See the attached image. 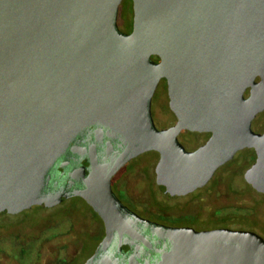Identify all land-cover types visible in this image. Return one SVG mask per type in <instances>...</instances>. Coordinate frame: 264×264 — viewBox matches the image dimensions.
I'll return each mask as SVG.
<instances>
[{"label":"water","instance_id":"1","mask_svg":"<svg viewBox=\"0 0 264 264\" xmlns=\"http://www.w3.org/2000/svg\"><path fill=\"white\" fill-rule=\"evenodd\" d=\"M123 1L0 0V216L65 200L46 191L51 171L91 126L121 140L116 166L158 151L157 184L169 197L204 186L239 150L255 147L245 178L264 193V134L252 128L264 110V0H132L128 33L118 25ZM163 78L178 117L167 129L152 114ZM185 129L212 136L188 151L178 138ZM103 172L71 194L102 217L108 242L119 220ZM161 234L170 249L146 264H264V237L252 230Z\"/></svg>","mask_w":264,"mask_h":264},{"label":"flooded vegetation","instance_id":"2","mask_svg":"<svg viewBox=\"0 0 264 264\" xmlns=\"http://www.w3.org/2000/svg\"><path fill=\"white\" fill-rule=\"evenodd\" d=\"M154 58L159 60L157 57ZM261 81V76H257L256 82ZM249 94L250 89L247 90L246 96ZM152 114L154 121L160 119L169 121V116L170 118L172 116L165 129L178 122L177 115L170 107L168 83L165 78L161 79L153 96ZM252 128L256 133L264 134V110L254 118ZM97 129L98 126H91L75 138L72 146L76 147L77 151L73 152L69 148L59 159L51 171V182L46 190L51 195L69 194L60 204L47 209L59 211L58 217L51 216L48 220L46 225L48 228L68 223V230L61 231L56 237L67 236L71 233H88L82 241L79 242L77 236L76 241L73 242L76 247L74 255L78 251L86 255L82 264L157 262L161 259L162 253L170 249V243L161 234L169 228L189 227L203 231L220 228L252 230L251 225L257 227L258 224L255 221L243 215L228 213L225 206L217 203L216 205L225 209H222L224 211L220 214L211 215L205 210L206 207L212 205L210 195H217L220 199L225 198L223 189L228 183V174H231L228 170V167H231L228 164L231 162L234 163L232 167L236 166L233 169H237V173L241 169L244 170L242 174L244 180L258 192L245 178L246 172L258 160L257 148L246 147L239 150L233 159L216 170L214 176L204 186L185 196L169 197L160 190L157 184L156 167L161 158L158 151H148L157 155L155 177L149 172L153 159L145 162L136 161L144 153L123 165L116 166L125 147L121 146V140L118 137H109L106 128H103L102 133L99 134L96 133ZM211 136V132L185 129L178 138L188 151H196L205 145ZM240 151L242 154L238 157ZM94 162H97V165L94 166ZM113 167L116 169L110 176ZM100 170L104 171L103 178L107 179L109 176L113 192V206L117 212V220H119V228L114 230L108 242H105L107 228L102 217L82 196L71 194L74 190L84 189L86 187L84 179L88 178L92 172L98 174ZM71 172L75 175L74 180L71 178ZM165 198H168L170 202H166ZM81 202L86 206L83 212L79 210ZM192 205H198V209L196 206L192 208ZM79 219H81L80 222ZM209 221L214 222V225H209ZM68 243H71V240Z\"/></svg>","mask_w":264,"mask_h":264},{"label":"rangeland","instance_id":"3","mask_svg":"<svg viewBox=\"0 0 264 264\" xmlns=\"http://www.w3.org/2000/svg\"><path fill=\"white\" fill-rule=\"evenodd\" d=\"M118 25L123 32L128 33L132 30L133 8L131 0H124L120 5ZM171 119L172 116L171 118L169 116V121L155 120L156 126L159 129H165ZM241 154L240 151L238 157ZM156 157V154L146 152L140 155L136 161L145 162L148 159L150 161L153 159L149 172L155 177ZM232 164L234 163L228 164L231 166L228 167L231 174H228V183L223 189L225 194L222 192L225 198L220 199L217 195H210L212 205L206 207L205 210L211 215L220 214L225 209L216 203L223 205L226 207V212L243 215L255 221L258 224L257 227L252 225L248 227L264 237V194L253 190L244 180L242 175L244 170L241 169L237 173V169H233L236 166L232 167ZM165 201L170 202L168 198H165ZM195 206L198 209V205H192V208ZM85 207L84 203L81 202L79 210L83 212ZM51 216L58 217L59 211L55 209L25 210L16 215L0 216V264H82L86 255L81 251L74 255L76 247L73 242L76 241L77 236L78 241H82L88 233H71L70 236L56 237L60 235L61 231L66 232L68 230V223L59 227L48 228L46 225ZM76 221L78 222V220ZM80 221L81 219H79ZM208 224L214 225V222L209 221ZM70 240L71 243H68ZM67 245L68 247H66Z\"/></svg>","mask_w":264,"mask_h":264}]
</instances>
